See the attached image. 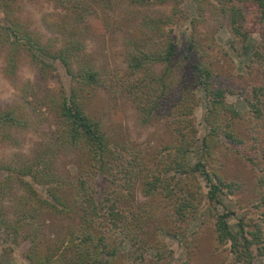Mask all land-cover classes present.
I'll list each match as a JSON object with an SVG mask.
<instances>
[{
  "label": "trees",
  "instance_id": "obj_1",
  "mask_svg": "<svg viewBox=\"0 0 264 264\" xmlns=\"http://www.w3.org/2000/svg\"><path fill=\"white\" fill-rule=\"evenodd\" d=\"M21 1L0 0L2 72L21 93L0 107V144L13 140L15 129L33 126L32 114L44 113L52 126L30 154L0 159V231L28 241L27 264H178L165 234L182 236L186 264H195L204 236L211 264L259 257L264 264V44L254 45L241 72H234L231 56L251 30L264 28V0H207L213 24L202 32L196 27L204 21V0H193L196 11L180 48L172 30L185 19L182 0H49L57 10L42 19L56 34L47 36L21 19ZM166 2L168 12L140 16L125 40L122 68L98 67L81 53L83 40L120 4ZM220 26L227 45L214 40ZM22 56L35 78L19 85ZM54 60L68 76L67 89L44 88ZM97 87L129 100L140 123L161 121L168 139L144 152L111 138L86 104ZM227 94H237L243 109ZM200 97L201 135L192 117ZM65 150L74 156L73 171L55 164ZM230 157L256 168L252 197L240 200L239 181L226 175ZM96 173L105 178L100 195ZM12 187L19 192L7 206L2 199Z\"/></svg>",
  "mask_w": 264,
  "mask_h": 264
},
{
  "label": "rangeland",
  "instance_id": "obj_2",
  "mask_svg": "<svg viewBox=\"0 0 264 264\" xmlns=\"http://www.w3.org/2000/svg\"><path fill=\"white\" fill-rule=\"evenodd\" d=\"M181 6L186 11L185 19L175 26L172 30V36L177 48L185 45L187 42V35L190 30L189 17L193 16L196 11V6L193 0H182ZM203 23L197 24V30L203 31L209 29L213 24V15L210 11V5L207 0L201 4ZM170 8V3L163 4H147L137 5L123 3L114 10L109 11L107 22L104 23L99 31L93 35L86 37L83 40L81 53L91 58V61L98 67L103 65L123 67V48L125 40L133 35V27L138 23L142 14H159L166 13ZM56 8L49 0H22L20 3V17L22 20L28 22L32 29L40 32L44 36L56 34L48 30L43 21V14L47 11H55ZM214 40L223 45H227L229 34L224 26L218 27L214 31ZM259 41L264 44V28L259 30H251L246 41L240 46L239 53H232L234 61V72H241L244 70L243 63L250 57V52L254 45ZM54 68L45 79L44 88L57 89L61 84L65 89L68 88V76L66 75L62 64L58 60L53 61ZM3 54L0 52V107L13 102V100L20 97V90L17 89L11 81L2 72ZM35 78V68L29 63L26 57H21L18 67L16 69V79L19 85L25 81L32 82ZM226 100L235 104L239 109H243V100L237 94H227ZM89 111L96 117L100 118L104 123L106 131L110 137L115 140H126L137 144L144 152H149L157 147L161 142L168 139V132L161 121L151 123H140L137 118V113L129 100L123 96H112L106 88L97 87L90 99L87 101ZM43 110V108H41ZM203 109L204 101L200 97L197 104L193 108V123L196 127L197 133L202 134L205 130L203 123ZM44 112V110H43ZM34 121L33 126L26 128H17L13 131L14 139L0 144V159L9 160L15 158L17 154H30L35 145L45 137L52 128L48 125L46 115L39 119L35 114L31 116ZM198 140L194 146V150L189 154V159L193 160L196 157V149L199 147ZM74 156L65 150L60 153L55 159V164L62 172L67 170L73 171ZM256 168L241 161L239 158L230 157L225 161V173L229 177L236 178L240 183V200L252 197L254 194V179L253 174ZM2 172L0 171V176ZM97 195L101 194V190L105 184V178L96 173L94 178ZM19 189L12 187L10 193L3 197V203L9 205L13 195L17 194ZM137 197L144 200L143 196L137 192ZM226 206L232 208V204L225 202ZM239 209H236V213ZM231 229H235V218L228 219ZM182 236L163 235L162 240L172 251V259L178 264H186L185 247L181 243ZM28 241L26 239L18 238L16 241H11L7 235L0 231V261L3 264H27L24 257V251L27 247ZM122 248H128L129 245L123 241ZM209 254V237L204 236L201 239V249L195 260V264H211ZM249 264H263V258H254Z\"/></svg>",
  "mask_w": 264,
  "mask_h": 264
}]
</instances>
